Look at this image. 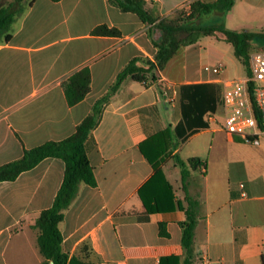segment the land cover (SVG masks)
Here are the masks:
<instances>
[{
    "label": "crops",
    "instance_id": "obj_1",
    "mask_svg": "<svg viewBox=\"0 0 264 264\" xmlns=\"http://www.w3.org/2000/svg\"><path fill=\"white\" fill-rule=\"evenodd\" d=\"M144 1L161 18L192 0ZM25 2L9 40L0 41V166L25 149L71 135L132 58L153 59L152 38L159 36L108 0ZM101 24L120 35H94ZM207 38L180 47L157 82L126 79L103 104L86 146L95 185H79L59 223L69 256L86 264H186L180 223L187 195L197 201L189 264H264V148L247 160L228 159L217 135L225 132L220 105L203 115L206 128L178 145L168 133L182 117L180 85H220L216 78H228L204 69ZM83 66L90 89L69 106L62 82ZM227 135L226 141L242 143ZM190 158L203 164L192 168ZM178 161L189 171L186 191ZM64 168L62 159L49 157L0 182V264H42L33 223L52 204ZM142 198L158 209L147 211Z\"/></svg>",
    "mask_w": 264,
    "mask_h": 264
},
{
    "label": "trees",
    "instance_id": "obj_2",
    "mask_svg": "<svg viewBox=\"0 0 264 264\" xmlns=\"http://www.w3.org/2000/svg\"><path fill=\"white\" fill-rule=\"evenodd\" d=\"M26 0H2L0 3V41L6 42L10 38V30L15 19L28 7ZM110 4L122 12L135 14L141 22L148 25V34L155 29L159 36L152 38V44L156 51L153 59L141 57L132 58L116 75L114 82L108 91L96 100L91 112L76 126L75 131L68 137L58 141H47L30 149H25L22 156L0 166V182L12 181L20 173L26 171L40 161L49 157L60 158L64 161L65 168L62 182L57 190L52 204L40 211L35 218L33 227L38 230L36 243L43 258L42 264H86L78 255L69 256L62 250V234L59 223L63 220L66 209L75 198L80 184L95 185L93 169L86 155V146L92 129L96 126L103 104L118 90L121 83L130 79L145 84L157 82L158 73L162 71L170 58L174 56L180 47L194 44L201 36L214 37L223 40L232 46L234 56L242 63L248 62L251 50V41L254 38L264 39V32H249L247 30L234 31L220 25L201 26L197 20L211 11L220 13L228 12L234 0H192L188 10H176L172 17H155L145 7L144 0H108ZM94 35L119 36L120 31L115 27L105 24L96 26ZM67 104L72 106L81 101L90 89V70L83 66L62 82ZM181 120L168 128L174 145L183 142L187 137L207 124L202 120L206 112H213L220 105L221 88L216 83L185 84L179 86ZM253 110L257 117V110L253 104ZM259 123V120H258ZM260 126V123H259ZM237 141L244 142L235 137ZM146 159L153 164L155 174L158 173L157 165L152 157L141 147ZM181 164L182 189L186 191V179L189 171L186 165ZM188 165L192 168L201 166L198 158H190ZM141 194V189L139 190ZM143 199V198H142ZM147 211L157 210L151 207L143 199ZM186 219L180 223L181 244L188 256L186 264L190 263L193 231L196 225L197 201L185 195Z\"/></svg>",
    "mask_w": 264,
    "mask_h": 264
},
{
    "label": "rangeland",
    "instance_id": "obj_3",
    "mask_svg": "<svg viewBox=\"0 0 264 264\" xmlns=\"http://www.w3.org/2000/svg\"><path fill=\"white\" fill-rule=\"evenodd\" d=\"M256 2V6H250L245 0H234L232 8L228 12L211 11L208 14L202 15L197 20V24L201 26L220 25L234 31L264 32V0H256ZM189 4L190 2L178 10H188ZM206 40L210 46L206 47L209 55L204 58L202 64L221 66L223 76L228 78L248 76L250 74L249 59L246 63L240 62L234 56L232 46L229 43L217 40L214 37H208ZM253 51H264V39L257 38L251 41L250 53ZM217 135L221 137V146L225 147L228 159L241 158L247 160L255 154L257 148H264V136H260L259 146H257L245 141L242 143L226 141L228 135L223 131L218 132Z\"/></svg>",
    "mask_w": 264,
    "mask_h": 264
},
{
    "label": "built area",
    "instance_id": "obj_4",
    "mask_svg": "<svg viewBox=\"0 0 264 264\" xmlns=\"http://www.w3.org/2000/svg\"><path fill=\"white\" fill-rule=\"evenodd\" d=\"M249 61L251 72L248 76L226 79L218 77L216 81L222 88V129L231 136L257 145L260 136H264V51L251 52ZM204 69L215 75L222 72L221 66H205Z\"/></svg>",
    "mask_w": 264,
    "mask_h": 264
}]
</instances>
